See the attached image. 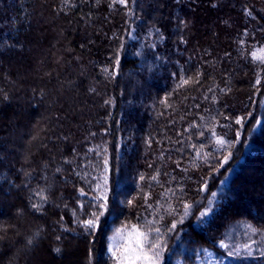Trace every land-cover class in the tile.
<instances>
[{
	"label": "trees",
	"instance_id": "trees-1",
	"mask_svg": "<svg viewBox=\"0 0 264 264\" xmlns=\"http://www.w3.org/2000/svg\"><path fill=\"white\" fill-rule=\"evenodd\" d=\"M241 225L264 237V0H0V264H116L134 229L158 264H264Z\"/></svg>",
	"mask_w": 264,
	"mask_h": 264
},
{
	"label": "snow or ice",
	"instance_id": "snow-or-ice-1",
	"mask_svg": "<svg viewBox=\"0 0 264 264\" xmlns=\"http://www.w3.org/2000/svg\"><path fill=\"white\" fill-rule=\"evenodd\" d=\"M118 3L127 6V0H117ZM179 2V0H177ZM255 56V54H254ZM189 80H184V84H188ZM3 99H8L7 95L5 94L3 96ZM237 124L242 123L241 119L236 120ZM259 123V121H257ZM237 138H239V133H237ZM218 144L223 145L224 141L222 139L217 140ZM230 157L225 156L224 162H227ZM105 164L107 165V161H105ZM223 166V165H221ZM218 171V169H217ZM143 179V177L141 178ZM155 179V177H153ZM105 183H107V177L105 178ZM223 183V181H222ZM205 188H201V191H204ZM84 193L81 192V195ZM213 196L216 195V193H212ZM41 200H45L46 198L41 195ZM99 200H103L104 203H100L98 207L102 209L100 211L99 215L97 216L95 213L92 214L93 218L86 219L82 222V226L91 233L92 230H94L98 226V222L100 220V217L104 215V211L108 209V203L106 197H99ZM129 204L132 203V201H128ZM33 208H38L39 206L37 204L32 205ZM190 205H185V209L187 210ZM213 211L212 208V201L209 200L208 206L205 207L204 211L200 213V216L197 217V220H202L204 217L208 216ZM185 215H187V211L185 212ZM183 221H180L182 223ZM172 229L176 228V224H172ZM156 233H159V229H155ZM36 235H39L37 233ZM59 239V237H57ZM29 244L33 243V240L28 241ZM223 246V244H222ZM160 246L153 244L152 241L149 239V236L146 232H139L135 229L133 230V234L129 235V238L127 239L122 251L119 253V255H116L114 253L116 264H158V258H159V251L158 248ZM55 251L59 252V249H55Z\"/></svg>",
	"mask_w": 264,
	"mask_h": 264
},
{
	"label": "rangeland",
	"instance_id": "rangeland-1",
	"mask_svg": "<svg viewBox=\"0 0 264 264\" xmlns=\"http://www.w3.org/2000/svg\"><path fill=\"white\" fill-rule=\"evenodd\" d=\"M248 226L246 225H241V231H249V232H244L242 234H238L237 237L239 238H232L230 239V253L238 255V254H248L253 252L255 249H263L264 247L262 246V243H264V237L259 238L258 240L249 237L251 235V231L247 228ZM242 235V236H241ZM77 248V245L74 244L72 248H70V252H74V250ZM69 252V253H70ZM76 253V251H75ZM41 261L46 262V264H61L60 261H52L48 256H38ZM64 264H83L82 259L78 258V256L72 257L71 255L68 254L66 262Z\"/></svg>",
	"mask_w": 264,
	"mask_h": 264
}]
</instances>
